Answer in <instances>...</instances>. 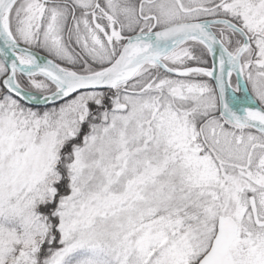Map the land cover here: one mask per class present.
<instances>
[{
  "label": "snow or ice",
  "instance_id": "snow-or-ice-1",
  "mask_svg": "<svg viewBox=\"0 0 264 264\" xmlns=\"http://www.w3.org/2000/svg\"><path fill=\"white\" fill-rule=\"evenodd\" d=\"M0 264H264V0H0Z\"/></svg>",
  "mask_w": 264,
  "mask_h": 264
}]
</instances>
